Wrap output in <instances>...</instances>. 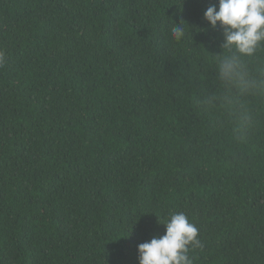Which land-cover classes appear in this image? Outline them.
<instances>
[{
    "label": "trees",
    "instance_id": "obj_1",
    "mask_svg": "<svg viewBox=\"0 0 264 264\" xmlns=\"http://www.w3.org/2000/svg\"><path fill=\"white\" fill-rule=\"evenodd\" d=\"M0 264H264V0H0Z\"/></svg>",
    "mask_w": 264,
    "mask_h": 264
},
{
    "label": "bare ground",
    "instance_id": "obj_2",
    "mask_svg": "<svg viewBox=\"0 0 264 264\" xmlns=\"http://www.w3.org/2000/svg\"><path fill=\"white\" fill-rule=\"evenodd\" d=\"M115 213V212H114ZM119 213V212H118Z\"/></svg>",
    "mask_w": 264,
    "mask_h": 264
}]
</instances>
